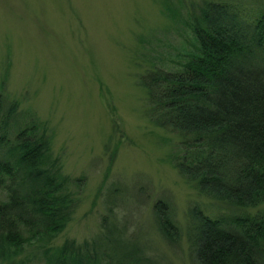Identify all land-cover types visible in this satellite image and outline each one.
<instances>
[{"label":"rangeland","instance_id":"374dc122","mask_svg":"<svg viewBox=\"0 0 264 264\" xmlns=\"http://www.w3.org/2000/svg\"><path fill=\"white\" fill-rule=\"evenodd\" d=\"M197 1L0 0V96L16 103L4 140L34 122L74 200L64 228L47 242L23 243L17 264H46L43 250L66 239L104 247L101 218L110 210L108 227L148 264H192L191 213L264 211V203L228 210L198 195L172 165L176 137L144 114L138 78L153 64L176 68L193 50L188 13ZM226 1L264 10V0ZM157 199L177 227L171 240L156 228Z\"/></svg>","mask_w":264,"mask_h":264},{"label":"trees","instance_id":"16d2710c","mask_svg":"<svg viewBox=\"0 0 264 264\" xmlns=\"http://www.w3.org/2000/svg\"><path fill=\"white\" fill-rule=\"evenodd\" d=\"M188 20L193 50L176 68L153 64L138 78L144 114L174 134L172 165L198 195L228 210L256 208L264 203V10L251 14L230 1L198 0ZM15 108L0 96V146L6 148L0 154L5 190L0 263L5 264H17L14 256L23 243L57 235L74 209L67 178L48 159L43 130L30 122L10 142L4 140ZM152 210L158 232L171 240L178 231L169 204L157 199ZM191 214L192 264H264V211ZM110 216L101 218L104 247L66 239L43 250L45 263L148 264L138 247L124 246L108 227Z\"/></svg>","mask_w":264,"mask_h":264}]
</instances>
